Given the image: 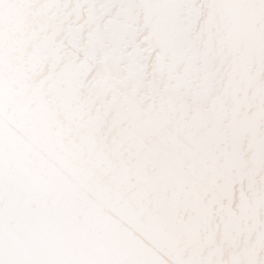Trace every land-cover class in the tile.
<instances>
[{
	"label": "snow or ice",
	"instance_id": "1",
	"mask_svg": "<svg viewBox=\"0 0 264 264\" xmlns=\"http://www.w3.org/2000/svg\"><path fill=\"white\" fill-rule=\"evenodd\" d=\"M0 264H264V0H0Z\"/></svg>",
	"mask_w": 264,
	"mask_h": 264
}]
</instances>
